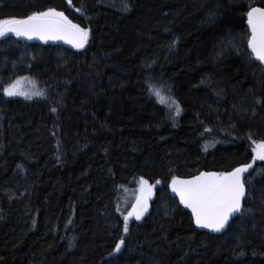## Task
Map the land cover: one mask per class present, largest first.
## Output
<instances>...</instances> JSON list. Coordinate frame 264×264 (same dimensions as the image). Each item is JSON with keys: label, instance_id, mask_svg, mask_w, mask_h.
<instances>
[{"label": "trees", "instance_id": "trees-1", "mask_svg": "<svg viewBox=\"0 0 264 264\" xmlns=\"http://www.w3.org/2000/svg\"><path fill=\"white\" fill-rule=\"evenodd\" d=\"M255 6L264 0H0V20L53 8L89 30L82 49L0 37V264H264ZM17 81L42 95L7 96ZM246 164L242 211L218 234L198 229L172 177ZM141 178L152 196L125 233L137 200L124 196Z\"/></svg>", "mask_w": 264, "mask_h": 264}, {"label": "snow or ice", "instance_id": "snow-or-ice-1", "mask_svg": "<svg viewBox=\"0 0 264 264\" xmlns=\"http://www.w3.org/2000/svg\"><path fill=\"white\" fill-rule=\"evenodd\" d=\"M246 15L251 30L248 47L258 61L264 62V7H250ZM8 33L28 39L35 37L44 41L64 40L77 49L84 48L89 39L87 28L74 24L63 12H58L53 8L33 12L25 18L0 20V37H4ZM18 84L19 81L5 87L4 93L9 97L21 95L26 98H31V95H42L40 92L29 94L19 91ZM149 91L161 103L165 102L166 98L161 96L160 89L155 85H150ZM171 103L175 104V101L171 100ZM176 110L179 113L178 107ZM254 143L255 159L264 161V141H254ZM251 167L252 164H246L226 173L202 172L186 180L173 176L171 189L179 196L180 203L191 209L197 226L220 232L235 213L242 211V202L246 195L243 174ZM140 185L141 196L137 198L133 210L124 217L125 233L129 231V219L135 216L139 220L147 211L148 200L152 196L153 186L149 185L147 180L141 178ZM123 244L124 240L121 239L116 245L115 251L119 252Z\"/></svg>", "mask_w": 264, "mask_h": 264}, {"label": "water", "instance_id": "water-1", "mask_svg": "<svg viewBox=\"0 0 264 264\" xmlns=\"http://www.w3.org/2000/svg\"><path fill=\"white\" fill-rule=\"evenodd\" d=\"M256 7H259V6H256ZM247 26H248V28H249V25H248V23H247ZM249 30H250V28H249ZM250 32H251V30H250ZM8 34H11V33H8ZM14 35V34H13ZM19 38H22V39H25V40H32V41H38V42H44V43H57V44H61V45H63V46H65V47H69V48H75L72 44H69V43H67V42H65L64 40H55V41H53V40H48V41H44V40H40V39H38V38H32V39H28V38H26V37H19ZM248 49H249V51L251 52V49L248 47ZM252 53V52H251ZM254 56V55H253ZM254 59L256 60V62L258 63V64H260L263 68H264V62H260V61H258L256 58H255V56H254ZM200 174V173H199ZM199 174H196V175H194V176H197V175H199ZM244 175V178H245V173L243 174ZM194 176H190V177H181V178H179V179H182V180H186V179H191L192 177H194ZM172 193L174 194V196L178 199V201H179V203H180V199H179V196L176 194V193H174L173 191H172ZM246 195H247V186H246ZM246 195H245V198H244V200H243V208H244V205H245V200H246ZM180 205L186 210V211H188L191 215H192V212H191V209H189V208H186L183 204H181L180 203ZM242 208V209H243ZM239 213H235L234 214V216L233 217H235L236 215H238ZM193 216V215H192ZM232 217V218H233ZM232 218H230V220H229V222L231 221V219ZM229 222H228V224H229ZM227 224V225H228ZM226 225V226H227ZM197 226V225H196ZM225 226V227H226ZM198 227V229H200V230H202V231H205V232H207V233H210V234H213V235H215V234H218V233H220V232H214V231H212V230H210V229H207V228H202V227H199V226H197Z\"/></svg>", "mask_w": 264, "mask_h": 264}, {"label": "rangeland", "instance_id": "rangeland-1", "mask_svg": "<svg viewBox=\"0 0 264 264\" xmlns=\"http://www.w3.org/2000/svg\"><path fill=\"white\" fill-rule=\"evenodd\" d=\"M254 161L257 162V161H261V160H258V159H255V152H254ZM140 188H141V185L138 186V189L135 191V190H132V191H128L126 193V195L124 196V201L126 202V205L129 207V205L132 204V206L134 205V201L137 200L138 197L141 196V192H140Z\"/></svg>", "mask_w": 264, "mask_h": 264}, {"label": "bare ground", "instance_id": "bare-ground-1", "mask_svg": "<svg viewBox=\"0 0 264 264\" xmlns=\"http://www.w3.org/2000/svg\"><path fill=\"white\" fill-rule=\"evenodd\" d=\"M246 24H247V19H246ZM55 44H57V43H55ZM59 45H61V44H59ZM63 46V45H62ZM65 47V46H64ZM69 48V47H68ZM256 61V60H255ZM249 171V170H248ZM247 171V172H248ZM203 172H213V171H203ZM246 172V173H247ZM202 173V172H201ZM246 173H245V175H246ZM184 178V177H183ZM173 194V193H172ZM174 195V194H173ZM175 197V196H174ZM176 198V197H175ZM177 199V198H176ZM178 200V199H177ZM179 202V201H178ZM180 204V203H179ZM182 207V206H181ZM183 208V207H182ZM184 209V208H183ZM185 210V209H184ZM188 212V211H187Z\"/></svg>", "mask_w": 264, "mask_h": 264}]
</instances>
